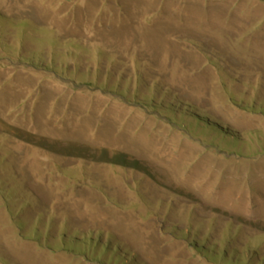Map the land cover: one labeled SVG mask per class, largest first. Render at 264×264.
Segmentation results:
<instances>
[{"label":"rangeland","instance_id":"obj_1","mask_svg":"<svg viewBox=\"0 0 264 264\" xmlns=\"http://www.w3.org/2000/svg\"><path fill=\"white\" fill-rule=\"evenodd\" d=\"M0 264H264V0H0Z\"/></svg>","mask_w":264,"mask_h":264},{"label":"trees","instance_id":"obj_2","mask_svg":"<svg viewBox=\"0 0 264 264\" xmlns=\"http://www.w3.org/2000/svg\"><path fill=\"white\" fill-rule=\"evenodd\" d=\"M93 247V246H92ZM116 247V246H115ZM69 248V247H68ZM117 248V247H116ZM116 251V250H115ZM119 254H122V253H119Z\"/></svg>","mask_w":264,"mask_h":264}]
</instances>
